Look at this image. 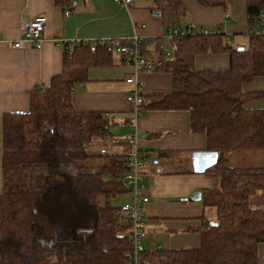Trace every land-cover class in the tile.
<instances>
[{
  "label": "trees",
  "instance_id": "16d2710c",
  "mask_svg": "<svg viewBox=\"0 0 264 264\" xmlns=\"http://www.w3.org/2000/svg\"><path fill=\"white\" fill-rule=\"evenodd\" d=\"M70 1L54 3L70 9ZM150 1V11L160 17L183 10V0ZM194 1L226 8V0ZM246 16V47L223 44L217 25L205 27L214 31L210 35L168 38L170 55L158 51L157 60L149 59L141 45L152 71L172 76V88L147 98V105L143 95L140 110L189 112L191 131L204 133L207 150L218 153L217 163L205 174L218 179L219 188L202 193L203 204L216 210V225H207L203 234L206 243L214 244V264H257V246L264 243V209L248 205L251 196L264 191V167H230L225 158L231 152H264V108L246 106L263 98L264 90L241 91L242 84L264 77V38L259 33L264 0H246ZM98 42L72 50L65 46L62 72L48 86L33 88L28 110L2 116L0 264H125L128 224L117 216L119 206L111 204L127 194L120 181L127 172L125 156L93 152V145L109 135L110 120L100 112H77L70 103L90 67L128 65ZM209 53L228 54L229 67L196 70L194 58ZM157 255L181 264H206L202 250L144 252V257Z\"/></svg>",
  "mask_w": 264,
  "mask_h": 264
},
{
  "label": "crops",
  "instance_id": "0c3cea01",
  "mask_svg": "<svg viewBox=\"0 0 264 264\" xmlns=\"http://www.w3.org/2000/svg\"><path fill=\"white\" fill-rule=\"evenodd\" d=\"M70 2L76 5H71L65 15V4L56 6L54 0H0V191L2 116L4 113L28 110L29 95L33 88L48 86L51 79L62 72L65 46L70 48L75 41L95 42L138 37L143 42V51L148 58L157 60L159 50L154 40L163 38L166 42L169 27L184 29L191 24L197 27L219 26L224 33L225 45L230 43V46L236 47L243 40L247 41L246 0H226L225 9L202 7L194 0H183L181 12L176 16L163 17L153 15L150 0H135L130 8L115 4L113 0ZM41 14L47 18L41 48H11L7 41L19 38L21 23ZM114 58L117 59L115 55ZM194 67L196 70H225L229 67V55H198L194 58ZM132 74L131 67L122 63L90 67L86 80L77 84L70 96L72 108L77 112H100L110 120V127L115 124L129 125L132 131L125 139L137 131L141 154L154 153L157 156V164L146 161L142 169L141 184L144 195L148 197L144 205L145 254L202 250L204 262L214 264V244L203 240L204 229L209 221L206 219L202 193L218 189L219 180L209 177L206 171L195 174L191 166L192 152L208 151L206 135L191 131L190 114L184 110H152L144 107L137 120H128L124 116L128 114L125 94L131 87L125 79ZM137 78L144 84L146 105L153 96L171 91L172 76L169 73L152 71L138 74ZM261 90H264V77L255 78L241 86L243 93ZM246 106L251 109L264 108V97L250 100ZM105 138L101 141L106 142ZM125 139L119 146L102 149L124 155L127 152ZM163 153L167 155L162 157ZM261 153L264 152H231L225 158L227 165L234 167L229 164V155L257 157L263 155ZM263 158H258V161L252 158L253 164L248 167H264L259 165L264 164ZM232 159L235 160V157ZM194 192L201 193L200 201H189ZM125 195L129 202L130 197ZM248 205L252 209H264V191L251 196ZM213 218L215 222L216 210ZM146 262L181 264L166 257L164 260L147 258ZM257 264H264V243L257 246Z\"/></svg>",
  "mask_w": 264,
  "mask_h": 264
},
{
  "label": "built area",
  "instance_id": "2783aa9c",
  "mask_svg": "<svg viewBox=\"0 0 264 264\" xmlns=\"http://www.w3.org/2000/svg\"><path fill=\"white\" fill-rule=\"evenodd\" d=\"M115 4L130 8L134 5L135 0H113ZM64 14L69 12V5L63 6ZM47 24L45 15H38L32 19L25 20L20 25V36L16 41H7V44L13 49L22 47H30L40 49L42 45V36ZM217 32V30H215ZM214 33L210 28L197 27L193 24L185 29L173 28L169 29L167 38L194 36L196 34L210 35ZM260 35L264 38V28L259 30ZM126 42L125 45H120V40H101L98 42L105 45L108 50L114 54L124 57L128 66L132 69V76H128L125 82L131 86V90L126 96V101L131 104L134 121L140 116V108L144 102V84L137 76L141 73H150L153 70V63L147 57L145 58L141 51L142 40L138 37L129 39H121ZM117 41V42H116ZM115 42L114 46L112 45ZM83 41H75L71 43L70 50ZM158 50L169 56V49L165 42L157 46ZM139 133L135 131L132 135L125 139L127 152L125 156V166L127 172L123 174L120 181L127 194L130 196V201L119 206L116 212L117 216L128 224V239L130 249L125 252V264H144V248L143 240L145 238L144 228V205L148 202V197L144 195V187L141 184L142 169L144 166L143 156L138 148ZM102 155L111 153L108 150H100Z\"/></svg>",
  "mask_w": 264,
  "mask_h": 264
},
{
  "label": "rangeland",
  "instance_id": "374dc122",
  "mask_svg": "<svg viewBox=\"0 0 264 264\" xmlns=\"http://www.w3.org/2000/svg\"><path fill=\"white\" fill-rule=\"evenodd\" d=\"M240 46H247V41L243 40L242 44H240ZM131 87V86H129ZM129 92H127L125 95L127 96ZM125 96V98H126ZM127 102V101H126ZM127 105V109H128V114L124 115L125 117L128 118V120H132V118H134L133 112L131 111V108L133 107L131 104H129L128 102L126 103ZM141 111V110H140ZM133 115V117H132ZM140 117V116H139ZM138 117V118H139ZM137 118V119H138ZM136 119V120H137ZM132 131V128L129 125L126 124H115L113 126L110 127V133L109 136L107 137L105 136V141L106 142H102L101 140L97 141L94 145H93V152L95 153H99V151L102 148H109L112 149L115 146H119L121 143L124 142V139L126 136H128ZM144 156L142 157L144 162H148V163H152L158 159H156V155L154 153L151 154H146V153H142ZM263 155H256L257 157H255V155H245V154H231L228 156V160H229V164L230 165H234V167H240V168H244V167H248L250 165L253 164V162H251L252 158H256L257 161L259 160L258 158L263 157L264 153H261ZM232 157H235V160L232 159ZM264 159V158H263ZM233 161V162H232ZM260 166H264V164H259ZM196 192H194L193 194H195ZM129 196V194H127ZM124 195V196H117L116 198L111 200V204L115 205V206H121L122 204L128 202V197ZM130 197V196H129ZM205 212L207 213L206 219L209 221V223L214 222V216H215V209H213L212 207H206L205 208ZM211 217V218H209ZM147 258H156L158 260H164V257L161 256H150V257H146ZM145 257H144V264H150L148 262H146ZM153 261V260H152ZM150 262V261H149ZM156 264V263H155ZM158 264V263H157Z\"/></svg>",
  "mask_w": 264,
  "mask_h": 264
},
{
  "label": "water",
  "instance_id": "95a60500",
  "mask_svg": "<svg viewBox=\"0 0 264 264\" xmlns=\"http://www.w3.org/2000/svg\"><path fill=\"white\" fill-rule=\"evenodd\" d=\"M76 4L73 3L72 7H74ZM153 15L155 17H159L161 14L159 12H154ZM218 161V153L214 151H194L191 154V166L192 171L195 174H203L207 169L213 167ZM155 164L158 163V161H154ZM201 200V193L196 192L189 198V201L191 202H198ZM210 226L216 225L215 222L209 223Z\"/></svg>",
  "mask_w": 264,
  "mask_h": 264
}]
</instances>
